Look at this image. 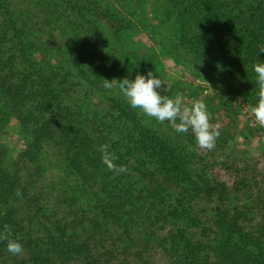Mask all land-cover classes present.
Returning <instances> with one entry per match:
<instances>
[{"label":"trees","instance_id":"16d2710c","mask_svg":"<svg viewBox=\"0 0 264 264\" xmlns=\"http://www.w3.org/2000/svg\"><path fill=\"white\" fill-rule=\"evenodd\" d=\"M35 1L43 11L31 15L14 0H0V105L31 136L11 167L0 144V233L10 226L9 238L24 249L19 262L0 240V264H264V167L247 151L226 153L235 137L229 122L217 121L214 150L198 156L186 136L183 142L147 127L124 101L107 97L102 112L85 111L76 91L105 92L103 79L123 73L99 50L107 43L90 12L119 21L95 1ZM255 2L169 0L183 29L191 18L198 23V34L186 40L193 61L211 50L228 75L258 92L252 66L264 63V7L255 16L249 8ZM31 24L63 43L55 51L46 43L52 49L44 67L33 55L43 49L31 41ZM62 52L67 67L56 63ZM103 144L128 173L107 169ZM45 149L65 164L63 181L46 194L38 184ZM215 169L227 180L211 179L208 170Z\"/></svg>","mask_w":264,"mask_h":264},{"label":"rangeland","instance_id":"374dc122","mask_svg":"<svg viewBox=\"0 0 264 264\" xmlns=\"http://www.w3.org/2000/svg\"><path fill=\"white\" fill-rule=\"evenodd\" d=\"M15 7L19 11L30 10L31 15H36L35 11L42 10L35 0H14ZM27 1V4L22 3ZM95 1L108 11L119 22H108L106 13L90 12L93 21L99 26L107 46L99 47L103 53L111 55L113 60L120 65L123 73H116L111 77V81L117 82L127 78L134 80L137 74L147 76L149 71L153 72L162 81L161 95L174 98L176 93H181L185 97V103L191 104L195 100H202L210 113V123L216 125L218 120L229 122L232 133L235 134L233 141L229 142L225 149L227 154L235 155L242 151H247L250 157L256 158L264 167V128L255 123V119L250 112V108L258 102L257 92L250 90L239 77L233 78L228 72L218 56L210 52H205L197 62L193 61L192 48L186 45V40L193 39L198 34V23L192 18L185 22V29L182 27V20L177 18L169 4V0H139L138 2H123L125 0H90ZM127 1V0H126ZM261 6V7H260ZM108 7V8H106ZM264 3L257 0L250 6V10L255 16L259 15ZM244 8V7H241ZM22 9V10H21ZM245 9V8H244ZM23 10L24 12H26ZM43 11V10H42ZM264 15V11L262 13ZM32 19V18H31ZM44 13L40 16V22L44 24ZM34 21L36 19L34 18ZM46 23V22H45ZM32 26L31 41L33 45H39L43 53L32 47L33 55L40 60L39 67H44L46 60V50L52 47L46 46L50 42L53 47L59 49L62 42L55 43L51 35L43 33L44 27ZM51 34L52 25H49ZM260 28V27H259ZM264 35V32H263ZM62 38V36L60 35ZM52 51V52H54ZM58 54V53H57ZM65 52L59 54L58 63L69 66ZM108 79V78H106ZM90 96V98H88ZM109 97L114 100L124 101L136 117L143 123L160 134L168 138H183L188 140V150L191 146L194 155H204L206 150L199 149L195 144V139L191 133H178L170 123H157L154 119L146 117L139 110H134L126 102L119 92L118 85L114 84L113 89L101 92V89L82 88L76 91V105H83L85 111L91 112L99 109L100 112L106 107L105 99ZM113 100V101H114ZM117 102V101H114ZM0 114L4 117L3 124H0V144L8 150V155L4 161L6 167H11L17 155L27 146L31 140L30 134L22 128L20 122L13 115L0 105ZM191 134V135H190ZM189 138L191 144H189ZM193 163L197 157L193 158ZM195 164V163H194ZM65 164L60 159V155L53 150L44 151L40 157L41 180L38 181L39 189L43 193H49L53 184L63 181V168ZM197 173L202 174L200 169ZM198 174V175H199ZM208 175L212 179L227 180L225 173H219L216 169L213 172L208 170ZM200 176V175H199ZM53 183V184H51ZM247 252L248 249H242ZM23 253L16 258L19 262L23 259ZM247 257H250L247 255ZM8 264H15L8 260Z\"/></svg>","mask_w":264,"mask_h":264},{"label":"clouds","instance_id":"9594fccd","mask_svg":"<svg viewBox=\"0 0 264 264\" xmlns=\"http://www.w3.org/2000/svg\"><path fill=\"white\" fill-rule=\"evenodd\" d=\"M259 53H264V46L259 48ZM253 71L256 76L258 86V102L250 108V112L255 119V123L264 128V63L254 64ZM114 84L118 85L119 92L123 95L126 102L134 110L154 119L157 123L168 122L178 133H188L191 131L195 139L196 146L201 150L212 151L216 146V140L220 135V125L210 123V113L206 104L202 100H195L191 104L185 103V97L181 93H176L174 98L161 95L162 81L149 71L147 76L137 74L134 80L127 78L117 82H109L103 79V87L111 90ZM191 151V146H189ZM101 162L107 169L116 176L129 172L124 165L116 163L117 157L109 151V145L99 146ZM16 195L21 196V190H16ZM10 226L4 225V232L0 233V240H7L6 249L13 256L23 253V245L10 239Z\"/></svg>","mask_w":264,"mask_h":264}]
</instances>
